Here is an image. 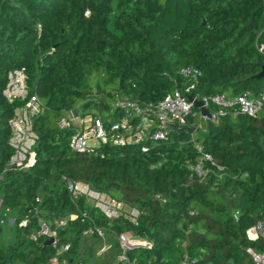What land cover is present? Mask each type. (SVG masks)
<instances>
[{
    "label": "trees",
    "instance_id": "1",
    "mask_svg": "<svg viewBox=\"0 0 264 264\" xmlns=\"http://www.w3.org/2000/svg\"><path fill=\"white\" fill-rule=\"evenodd\" d=\"M261 46L264 0H0V264H49L64 245L68 264H108L121 232L152 244L129 252L131 264H181L185 253L196 264H255L246 250L262 252L264 243L246 232L264 220V109L194 120L203 131L192 140L170 133L159 145L109 144L102 157L71 151L74 130L58 122L89 102L114 122L116 96L156 104L189 86L178 74L187 68L200 72L189 96L255 97L264 89L256 78ZM21 68L41 103L36 161L26 170L9 166L10 123L21 102L4 96L8 74ZM197 145L216 165L206 164L204 179L190 169ZM61 177L136 210V223L108 220L84 197L73 199ZM72 214L86 220L56 228ZM39 221L56 232L55 246L38 235ZM93 227L111 240L105 261L94 251L100 238L84 236Z\"/></svg>",
    "mask_w": 264,
    "mask_h": 264
},
{
    "label": "built area",
    "instance_id": "2",
    "mask_svg": "<svg viewBox=\"0 0 264 264\" xmlns=\"http://www.w3.org/2000/svg\"><path fill=\"white\" fill-rule=\"evenodd\" d=\"M262 50H264V46H261L260 51ZM178 74L190 83L189 86L185 87L184 91L175 90L156 104L132 102L127 99H119L116 96L112 108L119 109V118L114 122L105 120L104 116L96 110L88 115L83 114L79 108L69 110L65 117L59 120L58 127L74 130L69 143L71 151L78 154H98L102 157L101 149L109 144L118 147L128 144H163L169 140L170 135L168 131L162 129V123L164 122L174 124L178 128L194 129V132L190 134L192 140L195 132L198 130L203 131L201 123L196 124L193 122L194 120L204 123L208 121L217 123L220 117L228 113L255 117L264 109V89L255 97L241 95L228 98L226 95L217 94L200 98L189 96L200 77V72L195 68H187ZM27 81L28 77L25 69H16L8 74V83L4 90V96L8 102H21V105L15 110L14 119L10 123L11 137L9 140V145L13 150L9 166L20 170L29 169L35 164L34 147L38 137L33 125L35 117L41 111L39 98L36 93H29ZM196 102L203 104L210 117L202 115L199 109L195 108ZM195 149L198 157L196 163L190 168L192 176L204 179L208 174L206 164L215 165V163L213 158L204 152L202 146L197 145ZM141 152L147 153L148 148L145 145L142 146ZM217 169L220 170L218 167ZM61 178L65 181L73 199L84 197L90 206L98 209L108 220L124 217L131 223H136L139 215L136 210L131 209L130 213L126 214L124 206L108 195L93 190L87 184L72 182L65 177ZM75 220H80L83 223L86 216L84 214L80 216L72 214L68 218L55 221L54 225L56 228H61L68 221ZM25 224L26 222H23V225ZM38 235L45 237L46 240L53 238L54 244L52 246L57 244L56 232L52 230L50 224L39 221ZM84 236L87 238L97 236L104 239L105 233L104 230L93 227L86 230ZM246 237L250 242L261 241L264 243V220L259 221L254 227L247 230ZM115 239L119 247V253L108 264H131L128 259L129 252L139 248L150 249L152 247L148 240L133 237L128 232L117 234ZM33 240H35V237H33ZM105 248L107 254L111 253V244ZM68 249L69 245L59 246L56 256L49 264H68L67 259L63 257ZM246 252L252 257L255 264H264V251L254 252L252 249H247ZM181 264H196V261L190 260L185 253Z\"/></svg>",
    "mask_w": 264,
    "mask_h": 264
},
{
    "label": "water",
    "instance_id": "3",
    "mask_svg": "<svg viewBox=\"0 0 264 264\" xmlns=\"http://www.w3.org/2000/svg\"><path fill=\"white\" fill-rule=\"evenodd\" d=\"M257 79L264 78V69H262L261 73L256 77ZM90 106H93V103H85L82 107V110L88 109ZM195 108L199 109L202 115L210 117L209 112L203 107V104L201 102H196ZM162 129L168 131L169 133H174V134H182V133H187L191 134L194 132V129L192 128H178L174 124H170L167 122L162 123ZM54 244V239L50 238L46 240L45 245L46 246H52Z\"/></svg>",
    "mask_w": 264,
    "mask_h": 264
},
{
    "label": "rangeland",
    "instance_id": "4",
    "mask_svg": "<svg viewBox=\"0 0 264 264\" xmlns=\"http://www.w3.org/2000/svg\"><path fill=\"white\" fill-rule=\"evenodd\" d=\"M93 111H95V107L94 106L88 108L86 110L85 114L86 115L91 114ZM127 210L125 211V213L129 214L130 210L129 211H127ZM7 223H8V228L13 227V224H14L13 220L9 219ZM11 237H12L11 234H9L7 232L4 240L7 242V241L11 240ZM110 243H111V240H109V238L104 236V239H100L98 242H96L94 244V251H96L95 254H96V258H97L98 261L101 262V261H105V259H107L108 254L106 252V248L105 247L109 246ZM109 261H111V260H109Z\"/></svg>",
    "mask_w": 264,
    "mask_h": 264
}]
</instances>
